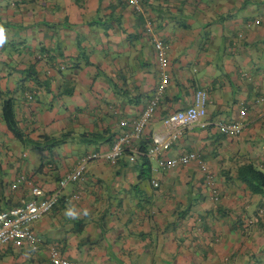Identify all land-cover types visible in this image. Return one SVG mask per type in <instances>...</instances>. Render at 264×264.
<instances>
[{
  "label": "crops",
  "instance_id": "crops-1",
  "mask_svg": "<svg viewBox=\"0 0 264 264\" xmlns=\"http://www.w3.org/2000/svg\"><path fill=\"white\" fill-rule=\"evenodd\" d=\"M140 2L0 0V211L24 204L34 186L49 198L148 105L141 151L172 131L164 117L192 105L197 90L210 95L207 115L165 154L194 160L163 170L148 156L146 170L145 153L129 149L92 159L34 222L37 248L4 244L0 264H53L52 247L80 264H264V195L238 177L248 162L264 170V0ZM155 39L167 46L166 67ZM6 98L25 140L3 118ZM229 123L241 124L237 135L223 131ZM47 137L62 142L47 146ZM69 204L89 215L66 217Z\"/></svg>",
  "mask_w": 264,
  "mask_h": 264
},
{
  "label": "built area",
  "instance_id": "built-area-1",
  "mask_svg": "<svg viewBox=\"0 0 264 264\" xmlns=\"http://www.w3.org/2000/svg\"><path fill=\"white\" fill-rule=\"evenodd\" d=\"M127 1L131 6L141 9L140 0ZM154 47L159 62L163 67H166L169 63L168 57L166 56L167 46L161 40L155 39ZM209 102L210 95L208 91L205 89L197 90L192 105L188 106L186 109L171 112L164 117V124L173 128L172 131L167 136L155 135L146 152L141 151L139 141L144 136L146 126L153 116V104L148 105L142 111L140 116L133 121L123 119L120 124L127 128L129 127V130L119 135L109 151L105 153L90 152L83 155L74 169L61 178L58 189L53 192L49 198L41 200L40 196L43 194V191L38 186H34L31 191V197L24 204L0 211V246L27 240L30 245L36 249L41 239L32 229L34 222L58 204L62 189H64L69 183L83 178L86 168L92 159L106 158L107 160L113 161L121 157L126 149H129L132 152V157L145 153L147 156L155 158L158 162L159 168L163 170H171L180 165L190 163L196 158V154H182L171 158H167L165 154L166 151L169 150L178 140L184 128L192 126L207 115ZM240 129L241 124L239 123L223 125V131L228 135H237ZM201 166L203 170H207L206 164H202ZM206 176V182L213 185V175L207 173ZM25 179V176H21L18 181L22 182ZM152 184L156 187L159 186L157 180H152ZM259 214H264V206L260 208ZM50 253L53 264H80L77 261H72L67 257L62 256L57 247H52Z\"/></svg>",
  "mask_w": 264,
  "mask_h": 264
},
{
  "label": "trees",
  "instance_id": "trees-1",
  "mask_svg": "<svg viewBox=\"0 0 264 264\" xmlns=\"http://www.w3.org/2000/svg\"><path fill=\"white\" fill-rule=\"evenodd\" d=\"M15 110V100L13 98H6L2 104L3 118L6 121L10 130L14 132L17 137L22 140H25L24 134L18 126ZM63 135L65 136L66 134ZM61 142V140L51 139L50 137H47V139H45L44 141V143H48L47 146H54L60 144ZM142 151L146 152L144 148H142ZM143 158L146 170H150V167H147V165H149L148 156L144 154ZM238 177L242 182H244L248 186V188L253 194L264 195V170L259 168L256 164L248 162L239 167Z\"/></svg>",
  "mask_w": 264,
  "mask_h": 264
},
{
  "label": "clouds",
  "instance_id": "clouds-1",
  "mask_svg": "<svg viewBox=\"0 0 264 264\" xmlns=\"http://www.w3.org/2000/svg\"><path fill=\"white\" fill-rule=\"evenodd\" d=\"M4 42L3 39V29L0 28V44ZM81 215L88 216L89 210L88 209H79L75 205L69 204V206L65 209V216L71 219L79 218Z\"/></svg>",
  "mask_w": 264,
  "mask_h": 264
}]
</instances>
